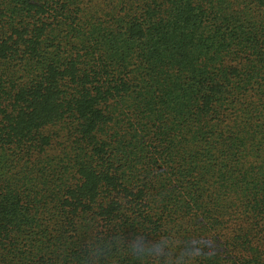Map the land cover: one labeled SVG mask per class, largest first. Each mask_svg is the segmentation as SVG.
Returning <instances> with one entry per match:
<instances>
[{
	"label": "trees",
	"instance_id": "obj_1",
	"mask_svg": "<svg viewBox=\"0 0 264 264\" xmlns=\"http://www.w3.org/2000/svg\"><path fill=\"white\" fill-rule=\"evenodd\" d=\"M0 264H264V0H0Z\"/></svg>",
	"mask_w": 264,
	"mask_h": 264
}]
</instances>
